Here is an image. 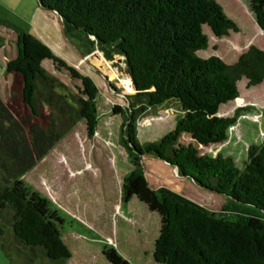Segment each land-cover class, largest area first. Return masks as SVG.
<instances>
[{
    "label": "trees",
    "instance_id": "16d2710c",
    "mask_svg": "<svg viewBox=\"0 0 264 264\" xmlns=\"http://www.w3.org/2000/svg\"><path fill=\"white\" fill-rule=\"evenodd\" d=\"M36 2L58 18L65 34L80 37L105 63L119 62L127 74L130 106L113 107L124 120L118 146L129 161L120 202L134 198L157 218L153 261L264 264V141L248 145L241 167L230 156L205 151L223 143L238 118L239 109L224 112L239 98L240 83L245 90L264 83V50L249 45L230 64L214 55H198L209 46L204 26L218 39L238 32L217 0ZM247 2L264 31V0ZM44 63L64 71L73 89L49 73ZM5 72L11 81L8 97L0 96V219L7 216L0 224V248L7 256L10 251L19 254L21 248L40 249L50 261L63 264L71 256L62 239L63 215L23 177L80 120L87 137L94 135L98 88L38 36L22 30L16 34ZM166 108L175 111L172 127L154 139L139 140L131 123L143 112ZM146 158L169 166L177 177L170 174L163 185L152 184L142 169ZM185 180L217 196L220 211L170 187L169 182ZM95 240L108 263L129 264L110 244Z\"/></svg>",
    "mask_w": 264,
    "mask_h": 264
},
{
    "label": "rangeland",
    "instance_id": "374dc122",
    "mask_svg": "<svg viewBox=\"0 0 264 264\" xmlns=\"http://www.w3.org/2000/svg\"><path fill=\"white\" fill-rule=\"evenodd\" d=\"M217 2L237 24L238 32L218 39L204 26L209 46L198 55H214L230 64L249 45L264 50V31L256 25L247 0ZM20 30L34 33L63 60L89 76L98 88V122L94 135L87 137L85 123L80 120L67 134L68 140L74 143L57 144L23 177V182L48 198L63 215L62 239L71 255L63 264H109L102 257V245L96 238L110 244L117 256L129 264H158L151 254L157 218L134 198L127 204L120 202L121 183L129 161L118 146V133L124 120L121 113H113V107L130 106L127 99L132 92L123 66L119 62L105 63L80 37L65 34L58 18L41 9L36 0H0V96L3 98L8 97L11 81L10 74L5 72V63L14 55L16 34ZM44 67L68 89H73L74 82L64 71H56L49 63H44ZM243 86L240 83L239 98L224 112L230 114L239 109L238 118L227 130L226 140L205 149L212 155L230 156L238 167L245 161L248 145L264 141V83L250 90ZM245 107L251 108L242 110ZM174 116L175 111L166 108L157 113L143 112L135 124L130 123L139 140H151L172 127ZM142 169L152 184L159 181L163 185L170 174L177 177L169 166L161 167L148 158L142 160ZM185 181L169 184L183 196L220 211L221 200L217 196L196 187L190 180ZM3 218L0 224L6 222V214ZM7 235L6 232L4 237L8 241ZM29 258L33 261H27ZM0 264L57 263L47 259L40 249L21 248L19 254L10 251L7 256L0 248Z\"/></svg>",
    "mask_w": 264,
    "mask_h": 264
},
{
    "label": "crops",
    "instance_id": "0c3cea01",
    "mask_svg": "<svg viewBox=\"0 0 264 264\" xmlns=\"http://www.w3.org/2000/svg\"><path fill=\"white\" fill-rule=\"evenodd\" d=\"M36 8H37V7H36ZM48 46H49V45H48ZM11 58H12V57H11ZM11 58H10V59H11ZM6 95H8V93H7ZM6 95H5V96H6ZM68 138H69L68 135L64 136V137H63V138H62L57 144H59V143H64V145H66V146H70V144H71L72 141L68 140ZM71 140H72V139H71ZM78 141H79V140H78ZM72 143H74V142H72ZM57 144H56V145H57ZM56 145H55V146H56ZM55 146H54V147H55ZM55 157H56V156H55ZM29 171H30V170H29ZM29 171H28V172H29ZM152 246H153V243H152ZM151 254H152V252H151ZM152 260H153V258H152Z\"/></svg>",
    "mask_w": 264,
    "mask_h": 264
},
{
    "label": "water",
    "instance_id": "95a60500",
    "mask_svg": "<svg viewBox=\"0 0 264 264\" xmlns=\"http://www.w3.org/2000/svg\"><path fill=\"white\" fill-rule=\"evenodd\" d=\"M110 264V263H109Z\"/></svg>",
    "mask_w": 264,
    "mask_h": 264
}]
</instances>
